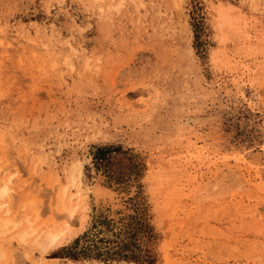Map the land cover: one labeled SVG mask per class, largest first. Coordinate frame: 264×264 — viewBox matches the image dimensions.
Wrapping results in <instances>:
<instances>
[{
	"label": "rangeland",
	"instance_id": "rangeland-1",
	"mask_svg": "<svg viewBox=\"0 0 264 264\" xmlns=\"http://www.w3.org/2000/svg\"><path fill=\"white\" fill-rule=\"evenodd\" d=\"M9 178L0 264H264V0H0Z\"/></svg>",
	"mask_w": 264,
	"mask_h": 264
},
{
	"label": "bare ground",
	"instance_id": "bare-ground-1",
	"mask_svg": "<svg viewBox=\"0 0 264 264\" xmlns=\"http://www.w3.org/2000/svg\"><path fill=\"white\" fill-rule=\"evenodd\" d=\"M12 182V179L11 178H9L8 179V182H7V184H5L4 183V185L3 186H5V187H3V188H1L0 189V196H2L5 192H6V188L8 187V183H11ZM93 191H94V195L96 196V198H100V197H111V199H112V196H113V191L112 190H110V189H108V188H105V187H103L102 185H99V184H97V185H95L94 186V188H93ZM112 195V196H111ZM64 210H66L67 211V209L66 208H64ZM70 211H68L69 212V214H72V213H74V210H71V209H69ZM8 212V211H7ZM39 212V211H38ZM65 212V211H64ZM71 216V215H70ZM39 217H40V214H39V216H37L36 217V220H38L39 219ZM19 218V217H18ZM18 218H16V220H14V222L15 221H17V219ZM28 218V217H27ZM9 219V218H8ZM26 220H28V221H30L29 219H26ZM35 220V221H36ZM1 221V220H0ZM12 221V220H11ZM10 221V219L9 220H4V221H2L1 223H0V226L2 227V229H7V227L9 226V223L11 222ZM34 221V220H33ZM13 221H12V223H14ZM17 224H20V220L18 221V222H16ZM35 223V222H34ZM17 224H15V226H17ZM50 226H48V225H45V226H43L42 228H41V232H43L44 230H46L47 228H49ZM29 228H30V232H23V234L21 235V237H20V239H21V241H23V243L24 242H27V239L29 238V236L30 235H33L34 233H37V231H38V229H36V228H34L33 227V222L31 221V223H29ZM51 229V228H50ZM49 229V230H50ZM28 231V230H27ZM5 233H6V231H4ZM55 232V231H54ZM59 236V234H57V233H52V232H49V235L47 236L50 240H51V242H54V241H56L57 240V238H60V237H58ZM47 238V239H48ZM45 240H46V238H45ZM60 240V239H59ZM59 240H57V241H59ZM20 241V240H19ZM38 241V240H37ZM47 241V240H46ZM56 241V242H57ZM50 242V243H51ZM48 243V242H47ZM55 243V242H54ZM58 243V242H57ZM27 244V243H26ZM42 244V243H41ZM44 244V243H43ZM47 245V244H46Z\"/></svg>",
	"mask_w": 264,
	"mask_h": 264
}]
</instances>
